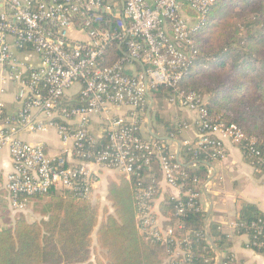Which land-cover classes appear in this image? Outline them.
I'll return each mask as SVG.
<instances>
[{"label": "built area", "instance_id": "built-area-1", "mask_svg": "<svg viewBox=\"0 0 264 264\" xmlns=\"http://www.w3.org/2000/svg\"><path fill=\"white\" fill-rule=\"evenodd\" d=\"M116 1L122 4V11L112 17L113 7L106 0H0V68L17 88V120L33 126L34 116L42 115L46 124L36 130L55 129L62 145L71 147L73 158L70 165L63 155L50 159L42 145L19 140L0 103V154L7 150L11 161L10 173L4 176L0 172V193L4 192L2 200L14 218L27 212L28 197L50 189L94 201L98 182L94 168L122 175L127 181L141 178L135 188L139 233L145 241L162 246L173 242L174 251H166V255L182 257V264H186V252L173 239L181 229L180 222L172 226L165 219L167 226L158 224V200L151 198L157 194L156 186H164L177 202L174 215L182 216L201 203L210 174L204 182L192 178L194 188L187 189L182 182L188 177L175 151L145 135L144 116L151 93L158 88L172 89L174 95L167 102L172 106L180 102L194 117L196 139L181 144L192 153L191 161L199 154L208 156V162L223 161L226 144L259 160L260 152L254 138L213 117L204 97L175 91L201 58L195 32L217 0ZM185 8L195 16H186ZM104 13L112 19H106ZM69 30L84 32L87 41L69 39ZM113 45L126 48L128 61L101 66L102 56ZM15 52L35 54L38 67L18 62ZM74 95H78L80 106L63 104ZM93 117L105 123V145L101 150H84L100 139L90 135ZM150 157L158 163L160 180L144 186L145 178L151 176L140 175L151 171ZM196 187L199 191L193 192ZM182 238L188 245V234ZM249 246L247 242L246 248Z\"/></svg>", "mask_w": 264, "mask_h": 264}, {"label": "trees", "instance_id": "trees-1", "mask_svg": "<svg viewBox=\"0 0 264 264\" xmlns=\"http://www.w3.org/2000/svg\"><path fill=\"white\" fill-rule=\"evenodd\" d=\"M219 7H242L246 13L224 18L223 24L216 28L213 21L215 9ZM188 13L195 16L191 11ZM103 15L112 19L107 13ZM215 28L211 40L205 44L206 31ZM195 44L201 58L175 91L208 96L210 101L206 108L213 117L236 125L256 140L261 160L249 154L243 157L255 170L264 172V0H217L208 11L207 20L195 32ZM126 53L123 45L108 47L101 66L128 61ZM226 62L232 64L231 72L225 71ZM173 95L170 88H158L150 97L160 105V101ZM77 96L63 104L80 106L82 103ZM155 121L164 127L167 137L177 136L178 128L165 115L156 113ZM105 140V136L97 139L96 145H86L84 150H101ZM179 153L182 160L194 166H182L188 177L182 182L185 187L194 188L192 178L204 182L208 156L199 154L191 161L192 153L182 146ZM150 158L151 171L140 175L151 176L145 178L144 186L151 180H160L158 163L154 157ZM138 179L141 178L132 177L127 181L118 174L107 177L103 202H91L75 197L72 192L55 189L28 197L27 211L31 216L18 214L11 226L0 228V264H161V255L174 251V244L168 241L162 246L147 242L139 233L135 193ZM155 189L157 194L151 199H161L159 215L172 226L177 221L181 224L173 239L179 241V248L186 252V264H214L216 252L222 254L221 264L235 263L227 252L231 247L229 237L218 223L207 219L201 203L176 217L177 202L162 193L158 186ZM197 191L198 187L193 190ZM235 224L233 235L245 236L250 250L264 256V215L261 211L254 204L240 201L236 206ZM185 234H188V245L182 242ZM168 257V264H182V257Z\"/></svg>", "mask_w": 264, "mask_h": 264}, {"label": "crops", "instance_id": "crops-1", "mask_svg": "<svg viewBox=\"0 0 264 264\" xmlns=\"http://www.w3.org/2000/svg\"><path fill=\"white\" fill-rule=\"evenodd\" d=\"M106 2L113 7V12H110L112 17H116L121 13L122 4L120 2L116 0H106ZM188 12V9L185 8L186 16L192 18ZM26 53L28 52H17L18 56L16 60L27 66H30V64L35 61L39 64L37 58L33 55L24 56ZM16 93V85L5 79V74H3L0 68V103L4 105L5 117L13 122L16 137L28 144L42 145L45 153L50 159H56L63 155L69 162V165L73 163L71 162L73 158L69 153L71 147H64L62 145L55 129L47 128L45 131L36 130L37 126L46 124V120L42 115L34 116L35 121L33 126H27L18 122L17 114L20 110V106L16 103ZM73 93V91L70 92V96L73 95ZM149 102L150 104L144 116L145 124L143 130L145 135L162 142L164 141L163 143H166L169 149L175 151L178 161L184 167H194L191 163L179 157L182 142L184 140L194 141L196 139L195 131L192 129L194 117L182 107L180 102H177V104L173 106L169 104L166 99H163L160 105L155 102L153 98H151V100L149 99ZM161 110L168 112V114L165 113L167 114V116L165 115L166 118L172 125L178 128L176 137H167L164 127L158 125L155 121V114L162 113L160 112ZM185 126L188 129H184ZM90 135L94 138H103L105 136V123L103 120L96 117L92 118ZM65 151L67 153H65ZM10 171L11 161L7 150H4L0 154V172L5 176L10 173ZM93 171L97 172L98 176L96 185L97 191L93 199L96 202H103L106 194V179L109 176H113V174L95 168ZM205 172L210 174V183L209 186L203 190L201 206L206 212L207 219L218 223L222 232L229 237L231 247L227 252L231 255L236 264H264V256L247 249V238L245 236L235 237L232 227L236 218V206L240 201L254 204L264 215V172L255 170L253 166L245 160L240 150L229 144L225 146V159L218 162H207ZM160 188L162 193L169 194V189H166L162 185ZM1 195L4 197V192L0 194V201ZM160 201L161 199L158 200L155 206L157 222L162 226H167L166 220L158 213V203ZM28 215L31 216L29 211L24 214L25 217H28ZM221 258L222 254L216 252L214 264H220ZM168 263V256L163 254L161 264Z\"/></svg>", "mask_w": 264, "mask_h": 264}, {"label": "rangeland", "instance_id": "rangeland-1", "mask_svg": "<svg viewBox=\"0 0 264 264\" xmlns=\"http://www.w3.org/2000/svg\"><path fill=\"white\" fill-rule=\"evenodd\" d=\"M243 11H245V10H243L242 7L241 8L240 7H235V8H232V9L231 8L223 9L221 7L216 8L215 9L216 18H215V21H213V22H215L214 26L216 28H218L219 26H221L223 24V22H222L223 20L222 19H224V18L225 19H230L232 17H236L239 14L242 15L243 13H246V12H243ZM222 16H225V17L221 18ZM247 18L250 19L251 16H249ZM216 28L213 29L212 31H206L207 32L206 33V37L208 38V40L206 41L205 44H207L211 40V36L216 31ZM68 38L71 39V40L87 41V36H86V34L84 32L75 33L73 31L69 30L68 31ZM232 68H233L232 64L230 65L229 62L225 63V71L226 72H231ZM204 98H205L206 104H209V101H210L209 97L208 96H204ZM160 112H162L160 114H163V115H166V116L168 114V112L165 111V110H161ZM165 113H167V114H165ZM12 221H13V217L11 216V213L8 211V205H7V203L4 200H2V197H1V201H0V228L11 226ZM161 258H162V255H161Z\"/></svg>", "mask_w": 264, "mask_h": 264}, {"label": "water", "instance_id": "water-1", "mask_svg": "<svg viewBox=\"0 0 264 264\" xmlns=\"http://www.w3.org/2000/svg\"><path fill=\"white\" fill-rule=\"evenodd\" d=\"M28 55H33L35 58H37V56L35 54H32L30 52L24 54V56H28ZM18 56L17 52L14 53V57L16 58ZM17 59V58H16ZM38 60V59H37ZM18 61V60H17ZM30 66L32 67H38L37 61H35L34 63L30 64Z\"/></svg>", "mask_w": 264, "mask_h": 264}]
</instances>
